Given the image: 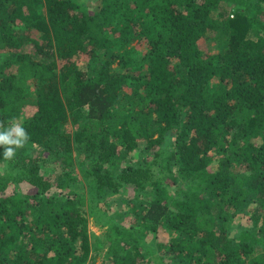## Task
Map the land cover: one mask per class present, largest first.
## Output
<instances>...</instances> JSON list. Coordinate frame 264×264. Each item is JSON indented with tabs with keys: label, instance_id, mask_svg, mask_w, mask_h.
Instances as JSON below:
<instances>
[{
	"label": "trees",
	"instance_id": "16d2710c",
	"mask_svg": "<svg viewBox=\"0 0 264 264\" xmlns=\"http://www.w3.org/2000/svg\"><path fill=\"white\" fill-rule=\"evenodd\" d=\"M96 1L0 0V264H264V0Z\"/></svg>",
	"mask_w": 264,
	"mask_h": 264
},
{
	"label": "rangeland",
	"instance_id": "374dc122",
	"mask_svg": "<svg viewBox=\"0 0 264 264\" xmlns=\"http://www.w3.org/2000/svg\"><path fill=\"white\" fill-rule=\"evenodd\" d=\"M77 2L80 3H84L86 5V7L88 8V10L90 11H94L96 10L100 4L98 1L96 0H76ZM218 44L222 43L215 41V40H209L206 41L202 44L203 47L207 48L211 53H216L219 51L218 49ZM223 47V46H222ZM82 62H87L88 61V57L82 56ZM81 62V63H82ZM83 65V63L81 64ZM84 67L86 66L85 64L83 65ZM64 128L70 129V131H74V128L72 127L71 123H68L67 125L64 126ZM138 157L135 156L133 158L130 159L131 163H136L138 161ZM132 160V161H131ZM52 165H48V166H42L41 171H43V174H45L46 176H52L53 175V169L51 168ZM74 173L77 175V179H80L82 181L83 179V184L81 183L82 187H80V190L82 192H84V197L87 201L88 198V192H87V188H86V183H85V176L82 175V173L80 174V170L81 168L78 165H75L74 167ZM53 179H55V175H53ZM79 180V181H80ZM23 191H28L29 186L28 185H22ZM70 191V189H66L64 191V194H68ZM135 196V193L133 192V190L130 188L125 192H120L118 195L112 196L109 198V203H110V208L106 214V216H102L101 220L98 221V223H96L92 218L90 219V232L93 233V235H96L98 237H102L104 236V234L106 233V231L108 230V224H109V220L110 218H113L115 223H120L122 225H125L127 227L130 226V224H134L135 223V219H134V215L132 213L128 214L127 212H129V200L131 198H133ZM87 197V198H86ZM102 207V206H101ZM106 206H103L102 209H105ZM235 218L232 220L231 223V228H232V234H234V236L237 234V229L238 227H247L249 222L247 219V216L244 214V212L242 211H236L235 212ZM170 231L165 230L164 228H160L158 233L156 234H151L148 239L146 240V244H148L149 246H155L156 244H159L160 242H164L167 243L169 241V238L171 237L170 235ZM156 236V237H155ZM261 251V250H260ZM260 251H258L257 254L260 253ZM106 251H104L103 253H105ZM102 253V254H103ZM104 254L100 255V258H98L96 264H105L104 263Z\"/></svg>",
	"mask_w": 264,
	"mask_h": 264
},
{
	"label": "clouds",
	"instance_id": "9594fccd",
	"mask_svg": "<svg viewBox=\"0 0 264 264\" xmlns=\"http://www.w3.org/2000/svg\"><path fill=\"white\" fill-rule=\"evenodd\" d=\"M28 132L16 121H12L6 127L0 121V147H3V159L11 160L15 157L16 151L22 149L29 142Z\"/></svg>",
	"mask_w": 264,
	"mask_h": 264
}]
</instances>
